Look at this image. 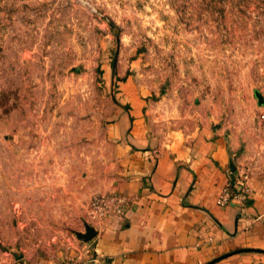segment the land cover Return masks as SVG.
<instances>
[{
  "label": "rangeland",
  "instance_id": "obj_1",
  "mask_svg": "<svg viewBox=\"0 0 264 264\" xmlns=\"http://www.w3.org/2000/svg\"><path fill=\"white\" fill-rule=\"evenodd\" d=\"M121 108L220 129L261 171L264 0H0V264L68 260L114 189Z\"/></svg>",
  "mask_w": 264,
  "mask_h": 264
},
{
  "label": "crops",
  "instance_id": "obj_2",
  "mask_svg": "<svg viewBox=\"0 0 264 264\" xmlns=\"http://www.w3.org/2000/svg\"><path fill=\"white\" fill-rule=\"evenodd\" d=\"M104 129L115 161L111 191L125 205L91 225L96 234L80 239L64 264H264V167L249 175L232 136L198 124L161 134L122 108ZM240 171L248 191L235 183ZM226 185L236 197L221 203Z\"/></svg>",
  "mask_w": 264,
  "mask_h": 264
},
{
  "label": "built area",
  "instance_id": "obj_3",
  "mask_svg": "<svg viewBox=\"0 0 264 264\" xmlns=\"http://www.w3.org/2000/svg\"><path fill=\"white\" fill-rule=\"evenodd\" d=\"M247 177V173L240 171L235 178L236 185L239 186L242 191H248L246 186ZM231 197L234 198L236 195H230L229 185L224 186L219 202L227 203ZM124 205L125 198L116 192L99 193L94 195L91 197L88 205V216L91 221V225H94V223L100 222L109 216L120 215Z\"/></svg>",
  "mask_w": 264,
  "mask_h": 264
},
{
  "label": "water",
  "instance_id": "obj_4",
  "mask_svg": "<svg viewBox=\"0 0 264 264\" xmlns=\"http://www.w3.org/2000/svg\"><path fill=\"white\" fill-rule=\"evenodd\" d=\"M255 95H256V97L258 98V101H259V103L262 101V99H261V95L258 93V92H256L255 93ZM96 234V230L92 227V226H90V225H87V227H86V232H85V234L84 235H82V239L84 240V241H88V240H90L91 238H93V236Z\"/></svg>",
  "mask_w": 264,
  "mask_h": 264
}]
</instances>
